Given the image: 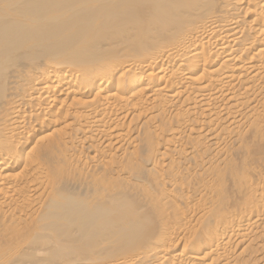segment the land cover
I'll use <instances>...</instances> for the list:
<instances>
[{"label":"bare ground","instance_id":"bare-ground-1","mask_svg":"<svg viewBox=\"0 0 264 264\" xmlns=\"http://www.w3.org/2000/svg\"><path fill=\"white\" fill-rule=\"evenodd\" d=\"M263 126L264 0H0V264H264V190L220 229L173 209L180 248L145 193Z\"/></svg>","mask_w":264,"mask_h":264},{"label":"rangeland","instance_id":"rangeland-1","mask_svg":"<svg viewBox=\"0 0 264 264\" xmlns=\"http://www.w3.org/2000/svg\"><path fill=\"white\" fill-rule=\"evenodd\" d=\"M127 51L129 49H124L123 53ZM114 63L124 65L133 63V61L130 59V56L121 54V58H117ZM243 132L229 145L231 152L229 160L225 163L220 160L219 169H214L215 171L209 176L200 177L198 180L189 178L188 176L180 179L179 190H176L175 194L177 196L185 195V199L182 202H171L165 192L155 189L153 185L145 192L148 196L151 195L156 198L153 210L155 207V210L161 211L160 213H163V211L169 212V217L164 223L172 226L173 230L168 236L166 245L183 247L187 243V240L194 236L195 233L193 230H190L188 225L192 224V219H190L192 216H188L190 218L186 217L183 220V216L173 214V209L180 208L185 212L191 209L201 211V214L193 218V223L198 219L207 220L211 218V230L220 229L224 225L230 226L234 219L242 218L249 214L246 203L250 201V195L256 190H264V126L258 130L248 129ZM228 164H231L230 169L227 167ZM146 205L143 204L142 206L144 211L147 207H150L148 206L150 204ZM254 207H257L256 202H254ZM149 209L146 212L153 211L152 207ZM224 216L228 217L226 224L218 227L215 224V220ZM153 217L155 218V222L159 220L154 215ZM179 217L180 219L183 217L182 220ZM183 221L185 223L187 221L188 224L185 226L182 223ZM161 224L163 222H160L159 226ZM200 227L201 225L197 227V230ZM140 252H142V248L138 252L126 251L120 254L114 253L113 255L117 259L124 258L130 260Z\"/></svg>","mask_w":264,"mask_h":264}]
</instances>
